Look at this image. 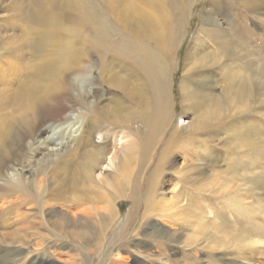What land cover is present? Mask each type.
I'll use <instances>...</instances> for the list:
<instances>
[{"label":"bare ground","instance_id":"obj_1","mask_svg":"<svg viewBox=\"0 0 264 264\" xmlns=\"http://www.w3.org/2000/svg\"><path fill=\"white\" fill-rule=\"evenodd\" d=\"M6 1L10 34L0 37V171L6 163L10 171L0 173V264H52L50 254L56 260L64 257L86 264L90 261L85 242L90 239L97 242L93 253L109 252L99 264H127L122 251L142 263L136 256L138 247L154 245L147 238L158 239L155 247L161 253L166 248L174 250L173 240L164 231L152 237L164 228L157 230L148 220L161 217L176 222L174 210L158 200V192L160 176L182 156V148L185 158L200 162L196 143L211 157V143L224 132L235 137L241 150L239 158L244 160L236 161L237 165L249 171V161L261 162L264 37L249 31L246 38L237 32V24L222 30L211 17L204 18L205 10L228 15L232 0L207 1L184 54L177 86L178 119L185 117L184 126L174 122L171 84L188 23L185 12L192 0H177L176 8L174 2L172 15L167 0H99L106 17L116 24L117 35L114 44L105 43L109 54L105 67L106 58L94 43L101 46L104 40L110 41L109 35L103 29L95 41L90 38L97 19L91 10L81 11L89 9L87 3ZM252 2L264 9V0ZM225 7L229 8L226 12ZM67 28L72 30L69 37ZM94 51L100 58L95 65L90 60ZM37 55L35 72L33 68L31 72L28 63L24 66L25 59ZM1 59L7 60L2 63ZM214 65L222 85L234 81V86H221L220 94L201 93L196 88L201 85L200 74ZM94 68L102 83L120 92L119 96H105L91 81ZM15 76L16 81H11ZM100 97L107 99L102 106ZM74 111L79 115L72 116ZM82 115L84 122L76 124L81 122L83 131L75 137L72 124ZM44 117L46 121L41 120ZM94 135L99 139L94 140ZM71 140H75L74 147L69 146ZM34 141L47 148L46 152L40 149L42 155L37 158L30 151ZM106 158L115 172L95 174ZM22 159L29 176L12 167V161ZM216 159L213 156L208 162L216 164ZM140 188H144L142 193ZM141 196L143 210L139 212ZM122 202H129L130 207L123 225L114 228L120 216L117 205ZM26 206L30 208L23 211ZM106 239L109 242L103 250Z\"/></svg>","mask_w":264,"mask_h":264},{"label":"rangeland","instance_id":"obj_2","mask_svg":"<svg viewBox=\"0 0 264 264\" xmlns=\"http://www.w3.org/2000/svg\"><path fill=\"white\" fill-rule=\"evenodd\" d=\"M68 1L78 4L87 3L89 9H84L81 11L86 12L91 10L92 13H95L94 15L97 19V28L95 30H98V33L91 34L95 30L89 32V36L93 41H95V39L100 36L103 29L107 31L110 41L104 40L101 46H98L93 42L94 45L100 50L103 57L106 58L103 61V65L105 67L109 56L107 52L108 46L105 43L109 42L114 44L116 42V24L109 16L106 17L103 2H100L99 0ZM122 1H128L130 3L133 1L138 2L139 0ZM167 1L169 6H172L170 9V15H172L174 12H176L175 8L177 6V0ZM207 1L208 0H192L187 12L184 10L186 14L185 18H188V23L185 27L186 32L180 40L179 53L176 59V71L172 75L173 77L171 84L172 98L175 105L174 122H176V124L178 123L180 126H184L186 124V121H184L185 117L182 119V121L178 119L180 108L179 92L177 86L181 80L182 62L184 54L191 42L190 40L192 39V36L195 34V31L198 27V19L205 9ZM217 1L218 0H215V2ZM174 2L175 8H173ZM232 3L234 6L229 11L228 15L227 13H217L213 10H205L204 18L211 17L214 20L213 23L215 25H219L220 29L222 30L237 24L239 25L237 32L246 38L250 35L249 31H251V33L254 32V34L257 33L256 35L258 36L261 35L264 37V21L261 19L264 18V16L261 17L259 14L264 13V9H262L263 7L255 5L256 3L252 2V0H232ZM246 4H248V7L242 8V6ZM6 6H8L7 1L0 0V37L5 36L6 33V36L10 34V31L6 25L10 13ZM72 7L74 9V6ZM252 9L254 11H251ZM227 10H229V8L225 7L224 12ZM259 16L261 17L260 19H258ZM71 22L72 21L69 20V23ZM60 31L63 32V28H60ZM71 31L72 30L70 28H67L66 36L69 37ZM244 32H246V34H244ZM84 33L86 34V32ZM33 58H35V60ZM37 58L38 55L30 58L27 57V60L25 59L24 66H26L28 63L27 66L30 67L31 72L32 68L33 72H35L34 64L36 63L35 61H37ZM6 60L7 59H1V62L3 63ZM90 60L91 62H94V65L96 63H100L99 55L95 51L90 55ZM94 69V72L91 76V81L96 83V85L107 94L105 96L108 97L111 94L114 96H119L120 92H115L111 87L102 83L98 68ZM207 70L210 71L201 72L199 77L201 85L196 86V88L200 89L201 93L220 94L223 91L221 86H234V81H230L228 84L222 85L223 78L219 69L216 68L215 65L213 67H208ZM115 71V69H112V74H115ZM115 75V77L118 76L117 74ZM15 77L11 81H16L17 76ZM169 81L171 80L169 79ZM40 83L42 84V82ZM209 88H211L213 92ZM106 100L107 99H105V97L98 98V102L100 103L99 105L102 106L105 104L104 101ZM89 101H92V99H89ZM57 106H59V104ZM261 112L264 116V108ZM76 115H79L78 111H74V113H72V116L76 117ZM47 118L48 117H44L41 118V120L46 121ZM78 120H83L84 122V116L82 115V118L79 119L76 118L72 124V126H74L73 131L75 132V137H78V135L80 136L83 131V125L81 122L79 125L76 124V121ZM262 132L263 134H261V136H263L264 139V127ZM46 135L47 134H45L44 137ZM219 136L220 137L217 140L214 139V141L211 143L213 144L212 150L210 151L212 152L211 157L207 156L208 152L204 150L198 143H196L197 145L195 144L196 146L194 147V150L199 153L201 158L198 159L200 162L192 161L189 156L185 158V149L182 148V156L180 158H175V163H170V165L167 167L168 169H166L167 172L162 173L160 176V179L162 180L159 179L161 182L158 192V200H162L165 204V207L174 210L172 214L175 213L173 220L176 222L173 223L158 217L148 220V224H155L156 229L157 227H159V229L164 228L162 230L157 229L158 231L156 234H153L154 236L152 235V237H157L160 232L164 231L165 234L170 237V240H173L172 244L174 246V250L171 248H166L167 251L161 253L159 249L155 247L156 244L159 243L158 239L152 240V238H147L146 241L153 243L154 245H150L151 247H144L140 245L138 247L136 256L141 259L140 261H143L142 263L264 264V143L260 150L261 158L259 160H261V162L254 163L249 161L250 168L248 171L247 167L245 168L240 164L237 165L236 161L244 159L239 158L241 150L238 149L237 142L234 143L233 138L235 137H233L231 134L226 135L224 132L219 133ZM98 139V135H94V140ZM74 143L75 140H71L69 142V146L74 147ZM116 143L118 145L119 142L116 141ZM259 146H261V143ZM40 149H42V151H40ZM33 150L36 154L33 155V158H37L42 155L40 152H46L47 148L40 145L38 141H34L30 148V151L34 152ZM213 156L217 158L216 164L208 162L212 160ZM184 158L186 160H184ZM13 162L14 165L12 167L15 168L16 173H22L25 176L30 175V170L27 168L24 159L20 161L14 160L12 163ZM109 166V159L106 158L104 161H102L100 169L95 170V174H99V176H105L107 174L114 173L115 170L112 172L113 167L111 168ZM179 169H182V173H174V171L177 172ZM214 170L216 173H213ZM9 171L10 170L7 169L6 163L5 167L2 169V171H0V173H8ZM148 174L149 173H146V175ZM107 180H109V177ZM2 184L3 182L0 180V187ZM33 189H35V187ZM139 190V192L142 193L144 188H140ZM38 195L39 197L43 196L41 193H38ZM240 199L243 200L242 204ZM129 207V202H122L120 204L118 203L117 210L119 211L120 216L118 217L114 228L121 227L123 225L125 215ZM28 208H30V206H26L23 211H27L26 209ZM142 210L143 200L141 196L139 212ZM230 210H232L230 213H233L235 216H231V214L228 212ZM147 228L151 229L150 226ZM108 236H110V234ZM48 240H50L52 243H55L53 239ZM93 240L90 239V241H87L89 246L87 242H85V248L87 249V261H90L86 264H99L100 261L107 258V255L109 254V252L108 254L106 253V250L104 252L102 251V255H100L99 252L97 254L93 253V250H96L95 245L97 243ZM108 242V239L103 242V250L105 249V246L108 244ZM120 255L127 260V264H142L141 262H136L135 259L129 257L127 251H122ZM49 256L50 257L48 258L52 264H74L72 260H67V258L64 257L56 260L53 258V256H51V254ZM29 259L31 258L29 257L27 261ZM21 264H26V262L24 261ZM33 264L45 263L41 262Z\"/></svg>","mask_w":264,"mask_h":264}]
</instances>
